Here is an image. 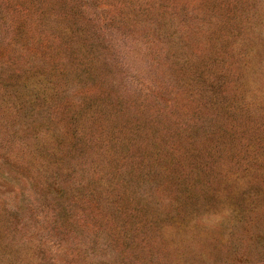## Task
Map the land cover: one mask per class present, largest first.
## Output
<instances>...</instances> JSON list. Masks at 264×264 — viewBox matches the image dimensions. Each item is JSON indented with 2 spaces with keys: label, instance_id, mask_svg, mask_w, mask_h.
<instances>
[{
  "label": "rangeland",
  "instance_id": "1",
  "mask_svg": "<svg viewBox=\"0 0 264 264\" xmlns=\"http://www.w3.org/2000/svg\"><path fill=\"white\" fill-rule=\"evenodd\" d=\"M0 264H264V0H0Z\"/></svg>",
  "mask_w": 264,
  "mask_h": 264
}]
</instances>
